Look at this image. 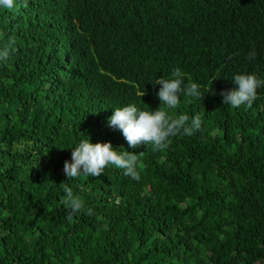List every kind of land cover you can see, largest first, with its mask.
<instances>
[{"label":"trees","instance_id":"obj_1","mask_svg":"<svg viewBox=\"0 0 264 264\" xmlns=\"http://www.w3.org/2000/svg\"><path fill=\"white\" fill-rule=\"evenodd\" d=\"M0 48V264H264V86L250 107L221 96L264 79V0H14ZM176 68L204 95L171 114L201 129L129 148L112 107L155 110ZM85 135L136 153L140 179L67 178ZM64 185L92 214L69 216Z\"/></svg>","mask_w":264,"mask_h":264},{"label":"clouds","instance_id":"obj_2","mask_svg":"<svg viewBox=\"0 0 264 264\" xmlns=\"http://www.w3.org/2000/svg\"><path fill=\"white\" fill-rule=\"evenodd\" d=\"M14 0H0V9H12ZM9 56L8 48H0V62L6 61ZM256 52L250 50L247 58L254 59ZM233 87L222 90V102L226 106L239 108L250 107L257 98V89L264 86V79L250 72L234 73L231 77ZM155 84L160 87L156 96L160 106L151 110L138 106L136 103H127L119 107H112L113 112L107 118V125L119 129L129 148L139 145H151L154 151L166 149L170 138L177 135L192 136L202 127L200 116L179 114L173 116L180 104L181 98L186 100H202L204 92L201 86L194 81H187L181 71L176 68L169 79H157ZM71 148V159L65 160L63 171L67 178L80 176L95 177L105 172V168L113 166L123 171V174L132 180L140 179L138 156L132 151H117L111 142L93 143L88 135L80 138ZM64 203L67 205L69 216L93 210L87 207L85 201L74 194L71 187L64 185Z\"/></svg>","mask_w":264,"mask_h":264},{"label":"bare ground","instance_id":"obj_3","mask_svg":"<svg viewBox=\"0 0 264 264\" xmlns=\"http://www.w3.org/2000/svg\"><path fill=\"white\" fill-rule=\"evenodd\" d=\"M116 205H118V204H116Z\"/></svg>","mask_w":264,"mask_h":264}]
</instances>
